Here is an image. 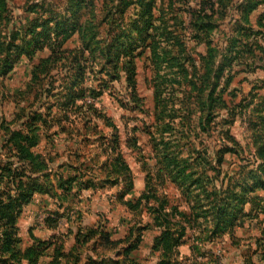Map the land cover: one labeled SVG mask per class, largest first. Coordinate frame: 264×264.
I'll list each match as a JSON object with an SVG mask.
<instances>
[{
    "label": "rangeland",
    "instance_id": "1",
    "mask_svg": "<svg viewBox=\"0 0 264 264\" xmlns=\"http://www.w3.org/2000/svg\"><path fill=\"white\" fill-rule=\"evenodd\" d=\"M239 1L0 0V199L21 204V252L159 232L162 210L184 264H264V35L240 31Z\"/></svg>",
    "mask_w": 264,
    "mask_h": 264
},
{
    "label": "trees",
    "instance_id": "2",
    "mask_svg": "<svg viewBox=\"0 0 264 264\" xmlns=\"http://www.w3.org/2000/svg\"><path fill=\"white\" fill-rule=\"evenodd\" d=\"M226 0H220V3L225 2ZM257 2L254 0L248 1L246 4L240 6L242 9L243 19L247 26H241L240 31H245V36L253 35H264L261 31L255 30L249 20V16L252 11L255 9ZM258 23L260 26L264 27V14L259 18ZM249 34V35H248ZM262 48V45H261ZM223 66L218 68V73L220 74ZM4 72L3 74H5ZM23 143V142H22ZM24 144V143H23ZM15 145V144H14ZM25 145V144H24ZM16 148H21L25 150L28 154L27 156L32 159V166L34 167L36 172H40L44 170L43 162H36L37 158L29 148L25 146L18 145L16 142ZM229 151H234L230 149ZM125 163V161H122ZM124 173L129 177L130 168L126 164H123ZM183 172V170H179ZM159 173H162L163 170L160 168ZM22 180L19 182V186L22 187ZM133 187V182L130 184L129 189ZM33 192H28L25 196V201H29L31 199ZM23 197V196H22ZM143 198V197H142ZM142 198H139L137 202L142 201ZM19 199H13L9 197L8 201H4L0 199V264H22L23 259L27 260L28 264H139L133 258H131L130 253L134 249L138 248L143 240V236L145 231L151 229L153 227L149 225L138 226L135 229H131L130 232L125 237L116 239L113 238L112 233L104 228V226H94L88 228L79 227L78 232L76 233L75 244L68 251L65 250L64 245L56 244L54 246V252L51 253L48 243L46 247L43 246H31L25 252H21L19 248L20 239L15 234L16 229V220L18 216V212L21 209V204H19ZM140 202L137 203L139 206ZM231 205V204H230ZM222 203H215V211H217V215L215 216V226L220 227L224 220L231 221V218H224V211L222 210ZM226 209V208H225ZM157 215L156 219H164L166 223H157L160 226V234L155 238L153 244V250L162 251V257L159 261V264H182L180 263L178 258L180 257L175 251V247L178 246V241L175 239V233L171 231V225H169V214L162 213V210H154ZM230 213V212H226ZM156 224V223H155ZM156 226V225H155ZM185 227L182 226V231L179 236L184 235ZM46 244L43 241H40L39 245ZM85 255L78 257L73 260H63V256H69L70 258L73 256L74 252H84ZM90 251L95 253L98 257L109 259V262H101L93 260V257L90 255ZM112 251H114L112 253ZM57 253V254H56ZM52 254V255H51ZM54 254V256H53ZM50 256V258L43 262V260L39 261V259L43 256ZM86 259V261H85ZM39 261V262H38Z\"/></svg>",
    "mask_w": 264,
    "mask_h": 264
},
{
    "label": "crops",
    "instance_id": "3",
    "mask_svg": "<svg viewBox=\"0 0 264 264\" xmlns=\"http://www.w3.org/2000/svg\"><path fill=\"white\" fill-rule=\"evenodd\" d=\"M248 1H250V0H241L237 3V5L242 6V5L246 4ZM254 1L257 2V5H256L255 9L252 11V13L250 14L249 20H250V22H252V21H254L253 19L256 18V24H257L259 18L264 14V11L259 12L260 7L264 4V0H254ZM254 16H255V18H254ZM252 17H253V19H252ZM79 226H81V225H79ZM78 229L79 228H77V231H74V233L72 231H69L67 233L62 232L63 238L69 237L70 239L71 238L73 239V243L71 244V246H69L68 248L66 247V245L64 246L65 250L71 249L72 246L75 244V238H76V233L78 232ZM155 229L156 228H154V229L151 228V229H148L147 231H145L144 236H143V240H142L141 244L139 245V247L134 249L130 253L131 258H133L139 264H159V261L162 257V251L153 250V244H154L155 238L160 234L159 233L160 230L157 229V230H159V232H157V231H154ZM106 230H108V229H106ZM149 231L154 232L153 238L148 237ZM111 233H112L113 238H115L114 233L113 232H111ZM127 234H128V232L126 231L123 235L117 236L116 239L125 237ZM90 255L93 257V260L100 261V263L104 262V261L109 262L108 261L109 259L105 260L104 258H100L95 253H93L92 251H90ZM183 259L184 258L182 255L178 258L179 262L180 263L182 262V264H184ZM85 261H86V259H85ZM27 264H28V262H27ZM102 264H105V263H102Z\"/></svg>",
    "mask_w": 264,
    "mask_h": 264
}]
</instances>
